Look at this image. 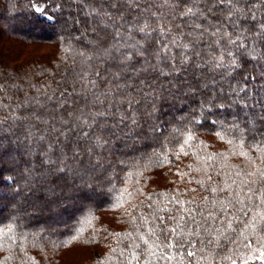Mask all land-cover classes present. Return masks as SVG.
Segmentation results:
<instances>
[{"label":"snow or ice","instance_id":"snow-or-ice-1","mask_svg":"<svg viewBox=\"0 0 264 264\" xmlns=\"http://www.w3.org/2000/svg\"><path fill=\"white\" fill-rule=\"evenodd\" d=\"M72 2L78 11L63 22L87 41V70L58 87L31 84L35 94L9 103L0 84V162L27 157L25 178L55 195L90 186L117 151L159 141L161 164L194 158L176 175L206 194H148L128 213L131 229L110 234L107 264H264V0ZM185 105L190 118L166 120ZM205 122L227 151L199 139L194 125ZM27 243V233L0 229V251L19 249L0 264Z\"/></svg>","mask_w":264,"mask_h":264},{"label":"trees","instance_id":"trees-1","mask_svg":"<svg viewBox=\"0 0 264 264\" xmlns=\"http://www.w3.org/2000/svg\"><path fill=\"white\" fill-rule=\"evenodd\" d=\"M36 6L43 11L36 12ZM77 11L72 0H0V84L5 86L4 103H9V98L22 100L25 93L35 94L31 84L58 87L57 81L64 76L87 70L81 52L91 54V49L83 37L77 39L79 32L63 22ZM181 109L182 114L173 116ZM179 110L166 112V120L176 123L192 115L187 105ZM194 130L211 146L209 151L229 149L214 134L211 124L194 125ZM154 151H161L159 141H149L138 150L117 151L111 156L108 171L92 180L90 186L59 187L55 195L48 193L46 185L25 178L27 157L17 152L6 156L0 162V229L7 231L11 225L17 238L24 232L30 241L25 253L7 264H19L25 255L32 258L27 264H67L62 253L75 247L85 251L83 264H98L101 260L107 264L110 247H115V237L110 234L131 229L128 213L136 215L133 205L147 202L148 194L177 188H196L188 195L197 198L206 194L195 183H189V177L181 180L176 175L178 169L182 173L190 171L187 165L194 163L191 155H181L179 160L170 155L171 163L161 164ZM38 159L32 157L37 168ZM230 162L242 164L243 160L234 157ZM191 176L199 178L196 172ZM141 188L144 195L139 194ZM18 252L2 250L0 260Z\"/></svg>","mask_w":264,"mask_h":264},{"label":"rangeland","instance_id":"rangeland-1","mask_svg":"<svg viewBox=\"0 0 264 264\" xmlns=\"http://www.w3.org/2000/svg\"><path fill=\"white\" fill-rule=\"evenodd\" d=\"M184 111L181 109L173 116L182 114ZM85 251L81 250L78 247L64 250L62 253V257L67 262V264H83L82 258L84 257Z\"/></svg>","mask_w":264,"mask_h":264}]
</instances>
